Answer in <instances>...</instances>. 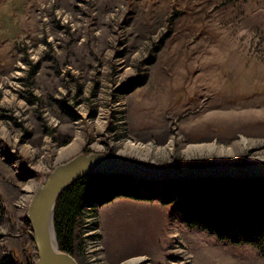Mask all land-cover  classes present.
I'll list each match as a JSON object with an SVG mask.
<instances>
[{
    "label": "rangeland",
    "instance_id": "rangeland-1",
    "mask_svg": "<svg viewBox=\"0 0 264 264\" xmlns=\"http://www.w3.org/2000/svg\"><path fill=\"white\" fill-rule=\"evenodd\" d=\"M0 85L9 133L0 137V260L37 264L29 202L57 165L99 151L89 142L159 167L219 162L184 152L207 143L235 149L237 162L264 155L253 153L264 150V0H0ZM120 113L132 141L162 149L124 153ZM106 116L94 136L90 125ZM79 126L85 142L55 159L53 148L70 145ZM124 187L151 198L102 205L109 264H264L251 246L189 228L175 210L180 201L163 203L166 187Z\"/></svg>",
    "mask_w": 264,
    "mask_h": 264
},
{
    "label": "trees",
    "instance_id": "trees-1",
    "mask_svg": "<svg viewBox=\"0 0 264 264\" xmlns=\"http://www.w3.org/2000/svg\"><path fill=\"white\" fill-rule=\"evenodd\" d=\"M137 84L142 85L140 81ZM125 181L133 182L124 177L91 176L64 191L54 217L57 242L63 252L75 253L76 219L87 199L98 195L106 205L120 196L151 198L147 191L135 197L124 187ZM163 195L164 204L180 201L175 210L189 228L205 231L230 245L251 246L264 258V180L176 183ZM0 264L5 261L0 260Z\"/></svg>",
    "mask_w": 264,
    "mask_h": 264
},
{
    "label": "water",
    "instance_id": "water-1",
    "mask_svg": "<svg viewBox=\"0 0 264 264\" xmlns=\"http://www.w3.org/2000/svg\"><path fill=\"white\" fill-rule=\"evenodd\" d=\"M252 151V149H251ZM264 150L253 153L261 154ZM215 162L202 166H165L131 160L122 155L80 153L57 165L41 181L28 205L27 220L37 252V264H78L63 252L55 231V211L64 191L77 181L91 176L124 177L136 183L160 186L204 181L264 180V160Z\"/></svg>",
    "mask_w": 264,
    "mask_h": 264
},
{
    "label": "built area",
    "instance_id": "built-area-1",
    "mask_svg": "<svg viewBox=\"0 0 264 264\" xmlns=\"http://www.w3.org/2000/svg\"><path fill=\"white\" fill-rule=\"evenodd\" d=\"M121 90V91H120ZM122 88L117 89V93L119 95L122 92ZM119 118L121 121L119 122L120 127V133L122 135L119 136V146L120 147L123 143H125L127 140H131L128 135H126V130L128 128V119L127 115L124 113H120ZM106 124L107 116L105 118ZM79 123V122H78ZM117 125V123L115 124ZM115 132V131H114ZM128 137V139H127ZM120 139H123L120 141ZM98 147H95L93 143L89 142L88 147H91L93 149L98 148L99 153L108 154L114 151V148L116 145L110 144L106 146H100L98 142ZM121 148V147H120ZM122 149H119V153H121ZM138 186L143 187H157L156 185L151 184H142L137 183ZM161 187H166L168 190L173 187V184H162ZM158 186V187H160ZM101 209H102V203L100 202L99 196L92 197L84 201L80 213L77 216L76 219V226H75V255H79L80 263L78 264H109L106 259V253H105V242H104V232L102 228V218H101ZM74 257V256H73ZM75 258V257H74ZM76 259V258H75ZM77 261V259H76ZM78 262V261H77Z\"/></svg>",
    "mask_w": 264,
    "mask_h": 264
},
{
    "label": "bare ground",
    "instance_id": "bare-ground-1",
    "mask_svg": "<svg viewBox=\"0 0 264 264\" xmlns=\"http://www.w3.org/2000/svg\"><path fill=\"white\" fill-rule=\"evenodd\" d=\"M35 56H37L36 52L34 53ZM21 75L20 73H17V76ZM2 87L0 85V91H2ZM3 93L5 94V97H11L10 101L14 102V100L16 99L15 96L7 90H3ZM105 115V113L103 114ZM101 116V115H100ZM104 117V116H103ZM102 120V119H101ZM97 121L96 123H92L90 126L93 127L94 130L98 129L97 126H103L105 121ZM82 124V122L80 123V125ZM79 131L77 133V137L76 139L67 147H63V148H57L56 146L53 148V150L51 151V154L53 156H55V159L57 160H61L67 156H70L71 154H73L74 152H76L81 146L82 144L85 142L84 138L82 137V131L80 130L81 127L79 126ZM97 132L94 133V136H97V133H99V130H96ZM101 134V133H100ZM0 137H4V138H8L9 137V133L7 131V129L4 126L0 125ZM94 142V146L98 147L97 143ZM241 145L243 147H247L248 141L246 140H241ZM251 145V144H250ZM249 145V146H250ZM100 146V145H99ZM123 152L125 153H129L131 155H137V156H144V157H149L150 155H156L157 152L159 151V149L162 148H156V149H152L150 146V144H144L143 142H134L132 140H128L126 141L123 145ZM168 150L169 153H172V143L169 144L168 146ZM161 151V150H160ZM196 151H203V152H208L210 154H213V157H217L220 163H224V162H235L236 160H234V157L236 156V151L235 149L231 148V147H225V146H220L217 143H207V144H201V145H190L186 148V150H184V152L186 153H190L193 154ZM207 153V154H208ZM264 154V152H263ZM230 159L227 161H223V159ZM249 160H264V155H257L256 157L254 156H250ZM163 191V190H162ZM145 258H134L128 261L127 264H138V263H142V261ZM173 264V263H172Z\"/></svg>",
    "mask_w": 264,
    "mask_h": 264
},
{
    "label": "crops",
    "instance_id": "crops-1",
    "mask_svg": "<svg viewBox=\"0 0 264 264\" xmlns=\"http://www.w3.org/2000/svg\"><path fill=\"white\" fill-rule=\"evenodd\" d=\"M102 210V209H101Z\"/></svg>",
    "mask_w": 264,
    "mask_h": 264
},
{
    "label": "flooded vegetation",
    "instance_id": "flooded-vegetation-1",
    "mask_svg": "<svg viewBox=\"0 0 264 264\" xmlns=\"http://www.w3.org/2000/svg\"><path fill=\"white\" fill-rule=\"evenodd\" d=\"M136 183V182H135Z\"/></svg>",
    "mask_w": 264,
    "mask_h": 264
}]
</instances>
